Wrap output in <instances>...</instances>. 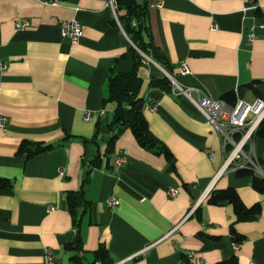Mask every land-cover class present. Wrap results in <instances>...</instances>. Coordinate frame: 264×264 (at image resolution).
Returning a JSON list of instances; mask_svg holds the SVG:
<instances>
[{"label":"crops","instance_id":"obj_1","mask_svg":"<svg viewBox=\"0 0 264 264\" xmlns=\"http://www.w3.org/2000/svg\"><path fill=\"white\" fill-rule=\"evenodd\" d=\"M50 1L0 0V60L7 64L0 69V112L8 117L0 127V177L11 181L0 188V264H45L47 249L56 264H72L66 245L75 225L66 195L80 189L90 204L80 208L84 264L94 263L101 246L111 264H213L232 255L240 264H264V192L232 169L218 176L225 157L219 133L188 96L150 85L168 72L159 63L140 64L139 96L151 132L172 158L143 148L130 129L105 155L102 137L111 134L116 108L105 102L108 79L113 70L133 69L131 40L108 0ZM157 1L149 0L148 15L155 43L193 99H222L230 91L248 101L264 98V0ZM73 18L83 25L77 43L60 33V19ZM18 19L31 26L18 29ZM182 63L189 72H181ZM24 140L55 147L28 158L18 153ZM123 150L129 161L117 166ZM255 154L264 170V137L257 136ZM229 186L247 206L261 204L255 220L238 221L231 203L208 202L213 189ZM170 187L179 190L175 197ZM112 196L119 203L110 207ZM233 223L246 237L240 244Z\"/></svg>","mask_w":264,"mask_h":264},{"label":"trees","instance_id":"obj_2","mask_svg":"<svg viewBox=\"0 0 264 264\" xmlns=\"http://www.w3.org/2000/svg\"><path fill=\"white\" fill-rule=\"evenodd\" d=\"M149 0H117V13L120 23L129 36L133 44L130 45L128 51L132 52L135 59L134 67L131 71L120 72L113 70L108 79V95L105 102H115L116 108L113 119L107 123L111 134L108 137V144L105 155H109L114 151L115 143L119 135L125 130L130 129L135 136L137 142L146 150L156 154H163L168 159L172 158V153L165 143L160 141L150 130L148 121L144 114L145 100L139 96L143 78L139 74L138 68L143 62V53L152 57L157 63L162 65L168 72L172 74V67L166 57L164 51L155 43L153 32L148 23ZM127 55L125 53L123 56ZM151 86L172 89L173 83L171 79L164 75L162 78H152ZM251 87L254 86L250 85ZM222 99L234 102L236 100V92L230 91L223 95ZM103 125V121L97 122L98 129ZM258 136L264 137V120L257 132ZM54 144H44L43 142H33L24 140L20 144L18 153L27 152L28 158L37 154L51 150ZM101 157H96L92 162L95 166L101 164ZM239 176H250L252 187L260 192H264V176L257 173L251 168H241L236 171ZM11 181L7 178L0 177V188H9ZM69 209L74 217V227L77 229L73 232L72 239L67 243L66 248L73 252L71 257L72 264H84L83 259L78 255V251L82 249L83 239L81 235V223L83 212L80 208L87 209L90 204L84 197L83 189L70 191L66 195ZM211 204L222 205L231 203L238 221L255 220L261 213V204L256 203L247 206L240 197L235 187L229 186L223 189H213L208 198ZM231 234L236 244L245 241V235L239 233L234 223L231 225ZM108 250L105 246L99 247L95 251V260L93 264L101 261L103 264H111L108 259ZM207 264V263H201ZM213 264H240L236 255L217 261Z\"/></svg>","mask_w":264,"mask_h":264},{"label":"built area","instance_id":"obj_3","mask_svg":"<svg viewBox=\"0 0 264 264\" xmlns=\"http://www.w3.org/2000/svg\"><path fill=\"white\" fill-rule=\"evenodd\" d=\"M52 5H57L58 1H50ZM108 4L113 10L115 20L121 25L119 16L117 13V0H108ZM163 5V0H158L154 6L161 7ZM261 13L264 17V4L260 6ZM60 33L62 36L67 37L73 43H77L81 36L83 35V25L76 19H60ZM31 26L29 19H18L16 22V27L18 29H25ZM216 27V25H214ZM256 34L253 30L248 33V40L253 42L255 40ZM131 44L132 41H131ZM143 55V61L146 63L157 64V62L149 55L140 51ZM7 64L0 60V69H5ZM181 72H189V66L186 63L181 64ZM172 83V92L177 95L188 96L196 107L203 113L206 121L210 123L219 133L223 152H224V162L220 170L218 171V176L225 173L227 170L232 169L237 171L241 168H251L257 173L264 176V170L262 168L259 158L255 154V143L257 138V132L260 128L261 123L264 120V98L257 97L253 101H248L242 98L239 93L236 92V100L234 102H229L224 99H215L210 96H202L198 99H193L191 97V89L179 84L172 75L168 72L165 73ZM160 100L157 99L150 104V108L156 110L159 107ZM105 115V110L99 111V116L103 117ZM94 114L91 111L86 112L84 119L87 121L92 120ZM8 122V117L0 112V127L5 128ZM129 161V153L126 150L120 152V154L115 158V164L117 166L124 165ZM62 172V169H61ZM179 190L175 187H170L168 189V194L175 197ZM110 207L117 205L119 200L112 196L107 200ZM198 203L193 205V208L198 206ZM74 228L73 232H76ZM150 247V246H149ZM143 249L141 252L137 253L135 256L146 253L148 250ZM84 251L80 249L78 255L83 256ZM45 264H56L54 253L51 249H47L45 253ZM96 264H102L98 261Z\"/></svg>","mask_w":264,"mask_h":264},{"label":"water","instance_id":"obj_4","mask_svg":"<svg viewBox=\"0 0 264 264\" xmlns=\"http://www.w3.org/2000/svg\"><path fill=\"white\" fill-rule=\"evenodd\" d=\"M164 73H167V72L164 70ZM102 138H106V139H107L108 137H107V136H106V137H105V136H103Z\"/></svg>","mask_w":264,"mask_h":264}]
</instances>
